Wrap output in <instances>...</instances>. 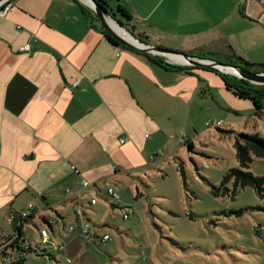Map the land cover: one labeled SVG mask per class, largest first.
I'll return each instance as SVG.
<instances>
[{
    "label": "rangeland",
    "instance_id": "obj_1",
    "mask_svg": "<svg viewBox=\"0 0 264 264\" xmlns=\"http://www.w3.org/2000/svg\"><path fill=\"white\" fill-rule=\"evenodd\" d=\"M106 1L116 14L118 0ZM145 1L151 9L138 0L122 3L134 4L141 20L136 25L160 46L186 54L201 52L216 35L222 37L210 23L226 14L230 27L224 19L221 29L229 30V39L240 51L236 55L247 63L264 65V0H243L238 11L242 23L236 29L232 11L224 5L234 0H199L202 7L195 6L192 18L200 19L202 28L186 26L188 18L176 8L167 15L164 0ZM158 2L161 5L155 6ZM215 4L222 8L216 10ZM216 58L226 60L222 55ZM143 61L146 68L132 67L133 92L150 110V124L156 131L143 133L136 143L126 135L119 137V132L96 133L89 140L93 164L80 179L86 184L84 208L82 212L77 209L78 213L69 211L67 225L79 226V215L88 227V236L78 234L86 254L83 259L65 252L56 253L57 257L63 258V264L77 260L80 264H264V197L251 187L235 189L232 180L223 183L230 170L239 168L235 150L239 134L264 138V110L258 113L251 101L228 90L216 71L166 70ZM112 83L115 91L125 88L131 98L123 79ZM212 121L223 124L213 128L209 126ZM249 171L264 176V159L256 158ZM110 188L115 190L113 198L108 195ZM92 200L97 204L91 206ZM41 230L28 226L25 231L39 244ZM104 234L111 240L96 243L94 238ZM26 258V264L50 261L33 253Z\"/></svg>",
    "mask_w": 264,
    "mask_h": 264
},
{
    "label": "crops",
    "instance_id": "obj_2",
    "mask_svg": "<svg viewBox=\"0 0 264 264\" xmlns=\"http://www.w3.org/2000/svg\"><path fill=\"white\" fill-rule=\"evenodd\" d=\"M123 1L120 3L132 16V24L141 23L134 4L125 6ZM138 1L151 9L147 1ZM164 1L167 15L176 8L188 18L186 26L202 28L200 19L192 18L197 13L195 6L202 7L199 0ZM78 2L86 6L81 0H12L0 14V235L5 239L13 234L10 213H22L32 205L34 222L54 236L42 246L45 255L33 253L50 260L42 259L43 264H63L56 253L65 252L76 259L86 254L78 235L84 222L77 215L79 226L70 225L76 234L70 233L67 225L68 212L84 208L86 184L80 179L93 164L89 140L96 133L119 132V137L126 135L136 143L143 133L156 131L150 124V110L133 92L132 67L146 68L143 60L147 59L112 45L86 18ZM242 2L224 4L232 11L233 29L242 23L238 16ZM214 8L222 7L215 4ZM218 17L209 23L222 37L216 35L217 40L204 45L203 50L225 57L230 50L239 54L228 37L229 30L221 29L224 19L227 28L230 20L226 14ZM129 26L133 28L130 22ZM133 29L148 38L149 44L160 46L147 31L137 25ZM26 45L29 52L22 51ZM120 79L129 86L131 98L125 88L114 90L112 82ZM94 187L99 189L96 184ZM28 240L38 246L29 235ZM4 242L0 240V246Z\"/></svg>",
    "mask_w": 264,
    "mask_h": 264
},
{
    "label": "trees",
    "instance_id": "obj_3",
    "mask_svg": "<svg viewBox=\"0 0 264 264\" xmlns=\"http://www.w3.org/2000/svg\"><path fill=\"white\" fill-rule=\"evenodd\" d=\"M98 1L105 6V8L108 10L112 17L120 21L126 27L129 33H131L134 37H136L142 42L150 43L148 38L140 34L136 36L133 28L132 30L128 29L129 22H131L133 19L127 9H125L120 3V0H118L119 4L117 6V13L119 14V16L122 17L123 20L121 18H118L117 13L113 14L109 11L108 3L106 0ZM79 5H81V8L86 18L94 23L95 29L100 31L112 45L117 46L118 42L114 38H112L109 33L104 29L103 25L99 23V19L94 14V12L90 8L80 3ZM125 49L143 56L144 58L149 60V62H151L153 65L159 66L166 70L191 72L197 69L195 67L188 66H175L170 63H167L162 58H157L146 54H140L129 48ZM197 53L194 51L189 53V55H194L200 58L217 59V54H214L212 52L201 51ZM224 63L241 66L243 68L251 70L252 72H264L263 64L247 63L245 60L237 56L236 53L226 56V60H224ZM217 75L222 78L228 90L232 91L233 94H235L240 99L251 101L258 113L263 112L264 85H255L231 75L220 73H217ZM187 143L190 149H192L193 144L189 141ZM235 150L236 158L239 163V168L230 170V172L225 176L223 183H227L232 180L235 189L251 187L257 192L259 196L264 197V176H255L249 171V168L251 167L252 163L256 158L264 159V138L254 134L241 133L239 134V138L236 139ZM110 197L113 198V196ZM126 218H128V215L126 216ZM11 222L15 224V229L13 231V234L6 236L5 239L3 238L5 242L3 245L0 246V264H24L27 260V255L30 253H36L38 255L46 254V251L42 247L44 246L42 245V242H40L38 246H33L31 240H28V234L25 231L28 226H33L40 230L39 226L34 222V216L32 212H30V214L25 218L21 217V214H15V217ZM44 222H46L50 227L52 226L50 225L49 221L45 220ZM74 234L76 233L74 232ZM94 240L96 243L100 240L101 243H107L109 241H102V238H99L97 236L94 238ZM9 259L11 260L8 261Z\"/></svg>",
    "mask_w": 264,
    "mask_h": 264
},
{
    "label": "water",
    "instance_id": "obj_4",
    "mask_svg": "<svg viewBox=\"0 0 264 264\" xmlns=\"http://www.w3.org/2000/svg\"><path fill=\"white\" fill-rule=\"evenodd\" d=\"M12 0H0V11L4 6L8 5ZM81 0L88 8H90L94 14L97 16L104 29L109 33V35L114 38L118 45L117 48H129L140 54H146L157 58L164 59L167 63L188 66L195 68H205L209 70L216 71L220 74H226L234 76L238 79L248 81L255 85H264V72H252L249 69L243 68L241 66L224 63L222 61L214 60L211 58H200L194 55H189L186 53H181L167 49L161 46L152 45L149 43L142 42L136 37L132 36L126 29V27L114 17L110 15L105 6L98 0ZM109 20L115 22L120 28L125 30L133 39V41L128 40L119 32H117L109 23ZM175 59L177 61H175ZM231 70V71H230Z\"/></svg>",
    "mask_w": 264,
    "mask_h": 264
},
{
    "label": "built area",
    "instance_id": "obj_5",
    "mask_svg": "<svg viewBox=\"0 0 264 264\" xmlns=\"http://www.w3.org/2000/svg\"><path fill=\"white\" fill-rule=\"evenodd\" d=\"M4 12H5L4 9H2V10L0 11V14L3 15ZM22 51H23V52H29V51H30V46H29V45L24 46V47L22 48ZM222 124H223L222 121H215V122L212 121V122L209 124V126L214 128V127H219V126H221ZM67 192H69V191H67ZM114 194H115V192H114L113 188H110V189L108 190V195H109V196H114ZM95 204H96V201H95V200H92V201H91V205H95ZM33 209H34V207L31 205V206L29 207L28 210L23 211L22 213H19V214H21V217L25 218V217H27V216L30 214V212H32ZM15 214H16V213H10L9 218H10L11 221H12L13 218L15 217ZM49 222H50V225H53V221H49ZM69 229H70V233H74V232H76L75 227H70ZM79 234L84 235V236H85V235L88 236V235H89L88 227H87L86 225H83V226L81 227V230H80V233H79ZM41 236H42V245H44V246L48 245V244H49L50 237H49L47 231H46V230H42V231H41ZM0 238H1V236H0ZM108 240H110V237H109L108 235H104V236L102 237V241H108ZM27 245H28V244H27ZM1 248H2V247H1ZM61 249H62V248H61ZM10 260H11V259H9L8 261H10Z\"/></svg>",
    "mask_w": 264,
    "mask_h": 264
},
{
    "label": "bare ground",
    "instance_id": "obj_6",
    "mask_svg": "<svg viewBox=\"0 0 264 264\" xmlns=\"http://www.w3.org/2000/svg\"><path fill=\"white\" fill-rule=\"evenodd\" d=\"M86 2H88L89 3V1L88 0H85ZM109 23H110V25L117 31V32H119L121 35H123L125 38H127L128 40H130V41H133V39L131 38V36L125 31V30H123L122 28H120L115 22H113V21H111V20H109ZM175 61H177L176 59H175ZM231 71V70H230ZM1 236V238H0V240H3V236L2 235H0Z\"/></svg>",
    "mask_w": 264,
    "mask_h": 264
},
{
    "label": "flooded vegetation",
    "instance_id": "obj_7",
    "mask_svg": "<svg viewBox=\"0 0 264 264\" xmlns=\"http://www.w3.org/2000/svg\"><path fill=\"white\" fill-rule=\"evenodd\" d=\"M110 11V10H109Z\"/></svg>",
    "mask_w": 264,
    "mask_h": 264
}]
</instances>
